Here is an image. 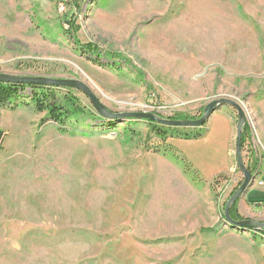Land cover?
<instances>
[{
  "label": "rangeland",
  "instance_id": "1",
  "mask_svg": "<svg viewBox=\"0 0 264 264\" xmlns=\"http://www.w3.org/2000/svg\"><path fill=\"white\" fill-rule=\"evenodd\" d=\"M75 40L127 62L96 61ZM0 73L81 81L114 113L197 117L231 99L248 120L264 95L249 88L264 81V0H82L81 11L72 0H0ZM31 95L1 110L0 264H264V236L225 223L243 182L228 152L229 107L211 116L200 139L189 130L161 140L131 119L70 121L64 132L41 126L45 113ZM246 125L247 167L250 151L260 163L262 145ZM241 199L239 215L264 222V210ZM246 199L264 201V188L256 183ZM212 207L219 221L206 228Z\"/></svg>",
  "mask_w": 264,
  "mask_h": 264
},
{
  "label": "trees",
  "instance_id": "2",
  "mask_svg": "<svg viewBox=\"0 0 264 264\" xmlns=\"http://www.w3.org/2000/svg\"><path fill=\"white\" fill-rule=\"evenodd\" d=\"M73 5H76L78 11H81L82 7V0H72ZM65 23L70 25V29L67 31L70 37L75 38V31L78 32V28L75 24V21L71 19L65 18ZM75 44H77L78 49L93 58L96 61L106 60L108 63L111 64V67L118 66L121 63L127 62L122 58L121 55L105 51L99 48L97 45L89 43V44H81L75 40ZM139 76H143L142 73H138ZM149 89H152L150 85H148ZM26 90L31 91L32 103L35 106V109L38 113H45V118L41 120L40 125L43 126L45 122H52L54 125L59 127V129L64 132L67 128V124L70 121H78L82 122L85 120H94V121H101L103 123H109L110 126L113 125V121H106L104 118L98 116L95 113H92L91 110H87L84 108L78 98L72 95L71 89H66V94L63 97L58 95V91L60 89L54 87H46V86H37V85H12V84H5L0 83V150L3 148V143L6 138V133L1 129V119L2 113L1 110L9 107L13 101H18L22 95L25 93ZM204 111V109H203ZM203 111L200 112V115L195 117L188 113L177 112L170 117V120L174 121H196L199 120L202 115ZM147 123V128L149 130V134H153L155 137L161 140H165L168 135L171 136H187V132L189 130H195L196 133L193 136V139H200L204 136L207 129V123L204 124L202 127H174L169 125H164L156 122L145 121ZM250 138L248 125L244 127L243 137H242V150L246 149L247 144L249 143L248 140ZM248 148V147H247ZM248 154L247 160V169L252 173L255 174L259 161L258 158L254 155L252 151ZM224 178V175L219 176L217 178ZM239 185L234 189L231 196L234 192L238 189ZM239 200L234 204L231 209V217L235 221H242L244 220L238 213L237 204ZM211 231V230H210ZM209 231V232H210ZM262 236H264V230L260 232Z\"/></svg>",
  "mask_w": 264,
  "mask_h": 264
},
{
  "label": "water",
  "instance_id": "3",
  "mask_svg": "<svg viewBox=\"0 0 264 264\" xmlns=\"http://www.w3.org/2000/svg\"><path fill=\"white\" fill-rule=\"evenodd\" d=\"M0 83L12 84V85H37L54 87L58 89H73L83 93L89 100L91 106L95 110L96 114L104 119L108 120H139V121H151L164 125L174 126V127H202L208 122L211 116L221 109L222 107H229L236 112L238 117L236 124V141H235V156L236 163L239 171L243 175V182L234 192L231 198L228 200L225 211L224 218L225 223L232 228L239 229L241 231L259 233L264 230V222L258 220H242L235 221L231 217V209L237 200H240L247 190L253 186L256 176L252 174L246 167L243 154H242V137L244 132V127L247 124V114L245 109L236 101L231 99H218L208 103L203 111V115L199 120L196 121H174L170 119H162L155 115L154 113L147 112H132V113H114L108 109L96 94L81 81L70 80V79H55L47 77H34V76H15L9 74L0 73Z\"/></svg>",
  "mask_w": 264,
  "mask_h": 264
},
{
  "label": "crops",
  "instance_id": "4",
  "mask_svg": "<svg viewBox=\"0 0 264 264\" xmlns=\"http://www.w3.org/2000/svg\"><path fill=\"white\" fill-rule=\"evenodd\" d=\"M239 84H240V88H242V90H244L249 85L247 81H239ZM259 87L264 88V81H256V83L254 85L252 83H251V85H249V88L253 92V95L255 94V92H257ZM213 89H214V87H213ZM230 109L231 108H227L226 110L229 113L230 121H231V127H230V131H229V144H230V147L228 149V152L232 156L233 154H235L236 124H235V116H234V114L232 113V111ZM248 122H251V124H253L252 125L253 127L252 126L251 127L254 129L256 137L259 139V141H260V143L262 145V149L260 151V154H261L260 163L258 164L256 173L254 174L256 176V179L254 181L253 186L250 187L247 190V192L243 195L240 204H243V206H244L247 203V204H250L251 206L255 205V209L264 210V207L258 206V205L264 204V201H261V202L260 201L259 202H249L248 203V201L246 199L247 194L256 185V183L258 184L259 188H264V182L263 181H261V180L259 182L256 181L258 178L264 177V95L262 97L258 98V99H254V101L251 102L249 115H248ZM207 126H208V123H207ZM207 126H206L207 131L204 134V136L207 133L209 134V130H208ZM231 146L233 148H231ZM234 166H235V162L231 163L230 172H233ZM192 170H194V169H192ZM175 173L178 174V175H175V176L178 177V179H195L193 176L190 177L189 174H185L184 175V174L179 173L177 171ZM228 174H230V173L221 174V175H228ZM218 176H220V175L218 174L216 176H213L212 179H217ZM200 179H202V178L200 177ZM209 184H211V183H209ZM209 192H210V188H209ZM212 209H213V207L210 209V212L208 214V216H209V225L206 226V228H212L211 226L213 225V223L214 222L216 223V222L219 221V217L216 215L215 211L212 210Z\"/></svg>",
  "mask_w": 264,
  "mask_h": 264
}]
</instances>
